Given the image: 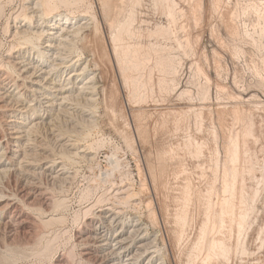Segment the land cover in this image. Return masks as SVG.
I'll list each match as a JSON object with an SVG mask.
<instances>
[{"label": "rangeland", "instance_id": "obj_1", "mask_svg": "<svg viewBox=\"0 0 264 264\" xmlns=\"http://www.w3.org/2000/svg\"><path fill=\"white\" fill-rule=\"evenodd\" d=\"M29 1L0 0V61L19 47L13 20ZM48 1L92 18L75 47L95 75V123L81 141L96 154L52 187L67 202L63 223L42 226L37 253L4 250L0 229V264H53L82 209L121 182L169 264H264V0Z\"/></svg>", "mask_w": 264, "mask_h": 264}, {"label": "bare ground", "instance_id": "obj_2", "mask_svg": "<svg viewBox=\"0 0 264 264\" xmlns=\"http://www.w3.org/2000/svg\"><path fill=\"white\" fill-rule=\"evenodd\" d=\"M45 3L30 0L28 15L14 18L12 39L19 47L0 61V229L9 242L0 239L16 256L38 250L50 234L42 226L62 221L67 202L52 187H67L75 177L70 166L96 154L92 143H82L95 123V75L87 77L75 47L92 18L57 14L55 4ZM133 188L111 185L86 204L72 231V257L57 252L53 264H169L157 244L161 231L150 232L134 211L142 204Z\"/></svg>", "mask_w": 264, "mask_h": 264}]
</instances>
